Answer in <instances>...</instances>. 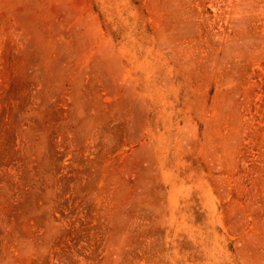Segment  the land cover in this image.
Segmentation results:
<instances>
[{
	"label": "rangeland",
	"instance_id": "374dc122",
	"mask_svg": "<svg viewBox=\"0 0 264 264\" xmlns=\"http://www.w3.org/2000/svg\"><path fill=\"white\" fill-rule=\"evenodd\" d=\"M0 264H264V0H0Z\"/></svg>",
	"mask_w": 264,
	"mask_h": 264
}]
</instances>
